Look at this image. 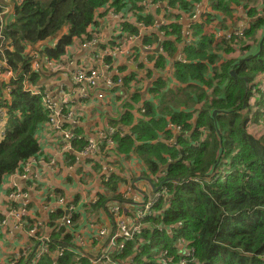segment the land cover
Returning a JSON list of instances; mask_svg holds the SVG:
<instances>
[{
  "label": "trees",
  "instance_id": "obj_1",
  "mask_svg": "<svg viewBox=\"0 0 264 264\" xmlns=\"http://www.w3.org/2000/svg\"><path fill=\"white\" fill-rule=\"evenodd\" d=\"M200 1L151 0L148 4L143 0H10L11 9L6 14V6L0 5V74H12L7 81L0 80V190L6 176L21 172L27 160L40 155L38 134L48 121L41 96L25 89L30 86L43 90L47 72L43 67L32 69L34 57L30 51L48 61L62 62V58H70L67 53L74 43L92 41L88 31L101 16L99 11L117 16L133 11L135 23L147 29L156 18L144 10L155 6L167 23L158 28L161 37L153 33L161 51L150 60L155 61L156 69H164L167 60L174 59L175 81L186 89L181 103L184 109L167 112L166 120L162 117L165 108L159 110V104L145 101L144 113L130 128L133 104L139 101L136 95L131 98L133 104L126 105L119 125L120 130L123 127L130 131L113 137L117 144L114 150L105 149L106 154L113 152L116 157L136 152L146 166L145 178L157 179L154 187L160 185L161 191L151 214L141 222L140 236L129 241L114 259L131 258L132 264H178L180 260L186 264H264V101L258 89L264 79V1L255 7L243 5L240 0H207L210 11L202 13L199 22H187L186 26L177 22L179 15L191 14ZM232 6L244 11L246 23L241 29L229 31L220 15L230 17ZM214 19L217 26L204 34V28L212 26ZM134 21L119 24L123 34L116 41L125 33L140 36ZM217 32L231 33V37L217 39ZM257 33L260 35L256 40ZM150 38L147 36L144 44L153 43ZM132 75L124 77V88L134 80ZM165 86L159 79L154 82L150 91L155 99H164ZM251 98L256 111L248 120ZM261 122V131L248 132ZM75 134L86 136L79 131ZM83 143L80 140L73 145L82 148ZM117 170L118 161L103 183L104 193L97 195L96 204L85 213L96 211L106 216L105 209L100 210L106 201L126 202L119 193L118 183L122 182ZM123 183L134 186L128 181ZM82 206L78 211L86 207ZM58 217L55 214L49 219L55 223ZM53 237L50 253L70 241L68 236L64 240ZM40 264H52L51 256L45 255ZM57 264L90 263L83 257L75 261L67 253Z\"/></svg>",
  "mask_w": 264,
  "mask_h": 264
},
{
  "label": "built area",
  "instance_id": "obj_2",
  "mask_svg": "<svg viewBox=\"0 0 264 264\" xmlns=\"http://www.w3.org/2000/svg\"><path fill=\"white\" fill-rule=\"evenodd\" d=\"M120 17L117 15H111ZM200 11L198 6L195 7L191 14L179 15L177 22L183 23L199 21ZM125 18H122L121 22H125ZM157 23L155 28H159L161 25L166 24ZM138 33L142 34L146 27L137 23ZM119 30V29H118ZM238 36H241L240 32H236ZM121 32L117 31L116 37L120 36ZM217 39L225 38L229 40L231 33L223 35L221 32L215 33ZM189 43V40L187 41ZM88 45L83 44L81 47L86 48ZM118 52L125 57H130L132 53L129 50L114 48L111 53ZM34 57L32 63V69L37 70L45 65L49 72H57L64 69L62 62L48 61L44 57L31 55ZM179 61L183 62L181 56L178 57ZM5 64L4 62L2 65ZM72 64V63H71ZM6 77H11L10 72L4 74ZM124 75L118 73L117 69L112 63L107 64L101 58L97 69L93 67H77L74 72L70 74L71 86L60 87L55 91H48L47 85L44 84L43 90L35 87L26 86L25 89L31 95L41 96L42 108L48 116V121L45 123V127L52 130L55 136L56 142L61 146H58V157L63 154H72L73 158L65 159V170L75 177V193H79L82 196L76 200L75 196L66 198L59 193H55L50 187H47L45 191V201L43 203V210L51 216L55 213L59 214L55 223L52 220H48L47 223L40 221L39 219H33L28 221L23 217L27 215V202L26 194H21V187L18 185V180H26L30 176V171L33 169L34 160L28 161L22 168V172L19 175L12 174L8 177L12 180V191L9 196L13 201L19 202V207L16 210L9 209L5 212V215L0 220L2 227H8L11 225L12 229H22L26 224L32 223V229L28 230V237L32 238L30 241L34 250L31 252L22 251V254L16 255L14 259L1 264H40L41 259L45 255H50L52 258V264H55L59 258L67 253L74 256L75 261L79 258H88L90 264H132L129 262L131 258L122 260L115 258V254L121 253L129 241L134 237L140 236L142 233L143 219L151 214L152 206L160 198V185L154 187V183L157 179L149 180L150 192L141 194V196L135 197L133 194L136 190L134 188L127 187L129 195H124L126 202H118L115 200L106 201L102 209H105L107 216V222L102 223L97 221V217H91L86 221V228L84 230H76V221L81 219V214H84L86 210H90L91 205H95L97 202V195L104 193L105 187L103 183H106L109 179L110 173L113 171V165L116 163V156L114 153H105L106 148L114 150L117 147L113 137L119 134L123 136V131L118 130L113 125L104 122L101 128H97L93 134L76 135L72 129L77 124L75 119L74 99H80L81 101L90 102L95 100L99 103H107L110 100V96H115L121 89L124 88ZM131 87V84L128 86ZM260 97L264 101V79L259 86ZM258 95H254V98ZM253 98V99H254ZM144 108L139 109V116L144 113ZM2 122V118L0 119ZM176 133H179L180 128H175ZM83 141L84 146L74 147L75 141ZM48 167L51 169L54 166L52 158L48 159ZM100 167V172L94 171L95 167ZM96 173V179L92 184H86V178L88 173ZM37 175L33 178L35 179ZM154 189H157L154 191ZM138 193V192H137ZM84 194L85 197H83ZM138 194V195H139ZM139 199V200H138ZM129 200V201H127ZM86 206L81 211H78L80 206ZM82 206V207H83ZM129 209L130 215L126 216L120 212V209ZM93 211L90 212V214ZM87 214V213H86ZM87 214V216H90ZM49 230L53 234L54 231L59 232L62 239L65 236L70 238L66 247L61 249L57 247L50 253L51 237L50 235L40 236L38 232L40 230ZM86 237V238H85ZM28 249V250H30ZM189 257V253H186ZM186 261L180 260L178 264H186Z\"/></svg>",
  "mask_w": 264,
  "mask_h": 264
},
{
  "label": "crops",
  "instance_id": "obj_3",
  "mask_svg": "<svg viewBox=\"0 0 264 264\" xmlns=\"http://www.w3.org/2000/svg\"><path fill=\"white\" fill-rule=\"evenodd\" d=\"M143 1L149 3L151 0ZM262 1L264 0H240V3L243 5L251 4L252 6L260 7ZM207 4V0H201L200 5H197L198 10L200 8V15L204 13ZM0 5L1 7L6 6L4 7L3 14H6L7 11L9 12V8L11 9L10 0H0ZM173 10L175 13H180V11L176 9ZM144 11L154 15L156 23L152 26L150 25L138 37L125 33L120 41H116L119 24L122 18L133 23V11L128 12L126 15L122 14L119 18L111 15H104L106 13L105 10L99 11L98 13H100L101 16L97 18L96 24L88 31L92 37L91 43H85L88 45L86 48L81 47V43H74V45L69 48V53H67L70 54V58L67 59L68 56L62 58L64 69L52 73L47 71L45 73L46 76L42 81L47 85L46 89L48 91H55L58 86L62 88L71 86L70 74L74 72L77 67H98L101 58L104 61H110V63H112L125 77L133 76L132 73L134 74V80L131 81L132 88L125 86V88L121 89L115 96H110V100L107 103H99L95 100L87 102L74 99V109H71L74 110L75 119L77 120L76 126L72 129L74 133L75 131H79L83 135H91L97 128H101L104 122L113 126L115 123L118 126L114 127L120 130L119 125L125 113L126 105L131 102L133 104L131 98L136 95H138L139 101L136 105L133 104L132 114L134 115V121L130 128L135 126L137 120L140 118L139 109L144 108L143 105L145 101H150L154 106L159 104V110L165 108V113L162 117H165L166 120H169L167 112L173 109H176V111L184 109L181 103L184 99L186 89H183L182 86H178L175 81L174 70L172 69L174 59L167 60L164 64V69H156L155 61L150 60V58L155 57V55L161 51L160 44L154 43L153 33H156L157 38L161 37V33L158 31V28H155V25L158 21L163 19L162 13H156L155 8L149 7ZM243 12L241 8L234 6L231 10V16L227 17V19L223 14L220 15L221 19L225 20L224 25L230 29H228L229 31L235 27L241 29L243 24L246 23ZM167 20L168 22L170 21L169 19ZM186 23L185 20L183 24L186 26ZM217 23V19H214L212 26L204 28V34H208L212 27L217 26ZM135 25L137 24L135 23ZM147 36L151 37L150 40L153 42L149 43V46L144 44V40L147 39ZM159 41H161V39ZM111 44H113V46L110 48L109 45ZM117 44L119 46H117ZM114 45L133 53L131 59L126 60V58L118 52L111 53V50L115 48ZM30 54L34 55L35 53L30 52ZM44 66L45 65H43V69L48 70V68ZM122 67L124 70L120 69ZM147 72H150V75H147ZM157 79L166 84L163 100L155 99L154 94L150 91ZM197 108L198 106L194 108L195 111L193 115H196L195 112H197ZM158 118L159 117H157V119ZM195 121L196 120H194V122ZM122 130L123 133L128 134L129 128L124 129L122 127ZM56 135L57 134L53 133L51 129L45 126L41 129L38 134L41 153L39 156L29 159V161L34 160V164L32 165L34 167L31 169L28 179L17 181L21 189L27 193V215L23 218L28 221H33V219H40L44 222L48 221L49 215L42 208L47 187H50L55 193H59L66 198L75 196L76 200H78L82 197L79 196L78 192L75 193L74 187L77 186V184H75V177L71 176L65 170V159L69 160L71 155L63 154L58 157L57 150L58 146L61 145L56 142ZM159 136L161 138L158 140L161 141L163 139L162 133H159ZM54 156L56 157V161L57 159L59 160L60 164L58 166L60 169H58L56 173L49 172L48 169L40 166L39 163H41V160H48ZM116 161H118V166L120 167V170H117L116 174L119 181L122 182V184L118 183L119 192H124L127 189V186L123 183L124 181H128V185H134L133 188L136 192L133 194L135 197L138 196V193L144 194L150 192L149 179H146L144 176V173L147 172L146 166L141 162L136 152L125 156L120 155L116 158ZM37 174L39 176L38 184L35 183V179L33 178ZM11 187L12 180L6 176L0 190V220L3 218L6 211L12 207H19V202L13 201L9 196L12 191ZM85 195L86 194H84L83 197H85ZM126 209L129 213L128 207ZM94 216L101 218L102 223L107 222V216H104L101 212L97 214L96 211H93L90 216L84 213L81 214V219L76 221V230H84L86 228V221ZM45 232L46 235L52 237L53 234L51 231L46 230ZM59 239L64 240L65 238L62 239V237L59 236ZM31 245L32 242L28 240L27 234L23 229H12L11 225L8 227H2L0 225V264L8 262V259H14L16 255L22 254V251H33L35 247L30 249ZM19 263H21V261ZM55 264H57V262Z\"/></svg>",
  "mask_w": 264,
  "mask_h": 264
},
{
  "label": "bare ground",
  "instance_id": "obj_4",
  "mask_svg": "<svg viewBox=\"0 0 264 264\" xmlns=\"http://www.w3.org/2000/svg\"><path fill=\"white\" fill-rule=\"evenodd\" d=\"M117 46H119V45H117ZM117 46H114L115 48L117 47ZM117 48H119V49H121L120 47H117ZM124 56V55H123ZM133 56V53H132V55H131V57ZM125 57V56H124ZM126 58V60H130L131 58L130 57H125ZM104 61V60H103ZM105 63H106V61H104ZM108 62H110V61H108ZM107 64H110V63H107ZM93 68H95V69H97L98 67H93ZM71 155V159L73 158V155L72 154H70ZM52 160L54 161V166L50 169L49 167H48V165H49V162H48V160H41V163H39L40 164V166L42 167V168H46V169H48V171L49 172H54V173H56L57 172V170L58 169H60L58 166L60 165L59 164V160L57 159V161H56V157L54 156L53 158H52ZM29 160H27L24 164H23V166H22V168L24 167V165L28 162ZM58 162V163H57ZM22 172V171H21ZM21 172H17V173H14V174H16V175H19ZM96 179V173L95 172H92V173H88V175H87V178H86V184H92V182L94 181ZM38 182H39V176H36V178H35V183L36 184H38ZM119 193H121V196L124 198V195H129L130 193H129V191H128V189H126L124 192H119ZM21 194L23 195V194H26L27 195V193L23 190V189H21ZM97 200H98V198H97ZM18 207H12L11 209H13V210H16ZM26 210H27V206H26ZM123 210V212H122V214L123 215H125V214H128V210L126 209V208H123L122 209ZM55 214H58V213H55ZM55 214H53V215H55ZM53 215H51V216H53ZM50 217V216H49ZM40 220V219H39ZM40 221H42V220H40ZM42 222H44V221H42ZM44 223H46V222H44ZM32 227H33V225H32V223H28V224H26L22 229L26 232V234H27V237H28V230L29 229H32ZM40 230V229H39ZM46 230H40L39 232H38V235H40V236H46V232H45ZM54 235H57V236H60V234H59V232H56V231H54L53 232V235H52V237L54 236ZM32 238H30V237H28V240H31ZM56 240L54 239V237H53V242H55Z\"/></svg>",
  "mask_w": 264,
  "mask_h": 264
},
{
  "label": "rangeland",
  "instance_id": "obj_5",
  "mask_svg": "<svg viewBox=\"0 0 264 264\" xmlns=\"http://www.w3.org/2000/svg\"><path fill=\"white\" fill-rule=\"evenodd\" d=\"M150 1V0H149ZM148 4H150V3H148ZM199 5H200V3H199ZM149 8H155V6H151V5H149L148 6ZM234 6H232V8H233ZM202 8H204V7H202ZM198 11H200V8H199V10ZM210 11V9H209V7H208V5H207V8L205 7V10H204V13H208ZM133 14V13H132ZM202 18L200 17V19H199V21L201 20ZM198 21V22H199ZM126 22V21H125ZM158 23H164V20L163 19H161L160 21H158ZM120 29V28H119ZM117 31H120L121 32V30H117ZM122 34H123V32H121ZM259 35H260V33H257L256 34V36L254 37L256 40L258 39V37H259ZM98 36H100V35H98ZM89 43H91V42H89ZM113 46V45H112ZM109 47L111 48V45H109ZM106 48V47H105ZM104 48V49H105ZM253 49H254V47H252ZM104 49H102V50H104ZM250 51V50H249ZM248 51V52H249ZM31 52V51H30ZM106 53V52H105ZM244 55V54H243ZM103 56V55H102ZM252 64L253 63H249V66H252ZM117 72L118 73H120L118 70H117ZM262 75H259L258 77H261ZM0 80H3V81H7L8 80V77H6L4 74H0ZM253 99L251 98L250 99V101H249V105H250V108H251V110H250V112L248 113V114H246V117H247V119L248 120H251L253 117H254V113H255V111H256V107L254 106V104H253ZM254 107V108H253ZM246 108V106L245 107H243V109H245ZM245 111V110H244ZM242 117H244V114H242ZM1 126H2V124H1V121H0V135L2 134V128H1ZM259 127H257V126H251V128H249L248 129V132H251V131H256V130H262V122L258 125ZM253 129V130H252ZM125 134V133H124ZM124 134H123V136H124ZM257 134H260V132H258ZM71 184H72V182H71ZM78 187V186H77ZM86 196H87V194H86Z\"/></svg>",
  "mask_w": 264,
  "mask_h": 264
},
{
  "label": "water",
  "instance_id": "obj_6",
  "mask_svg": "<svg viewBox=\"0 0 264 264\" xmlns=\"http://www.w3.org/2000/svg\"><path fill=\"white\" fill-rule=\"evenodd\" d=\"M261 44H262V42L260 43V46H261ZM233 74V73H232ZM234 75V74H233ZM215 114H216V111H214L213 113H212V116H215ZM155 190H157V189H154V191Z\"/></svg>",
  "mask_w": 264,
  "mask_h": 264
},
{
  "label": "clouds",
  "instance_id": "obj_7",
  "mask_svg": "<svg viewBox=\"0 0 264 264\" xmlns=\"http://www.w3.org/2000/svg\"><path fill=\"white\" fill-rule=\"evenodd\" d=\"M0 18H1V16H0Z\"/></svg>",
  "mask_w": 264,
  "mask_h": 264
}]
</instances>
